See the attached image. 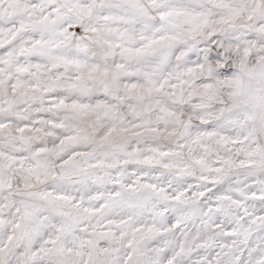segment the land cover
<instances>
[{"label":"snow or ice","instance_id":"1","mask_svg":"<svg viewBox=\"0 0 264 264\" xmlns=\"http://www.w3.org/2000/svg\"><path fill=\"white\" fill-rule=\"evenodd\" d=\"M0 264H264V0H0Z\"/></svg>","mask_w":264,"mask_h":264}]
</instances>
